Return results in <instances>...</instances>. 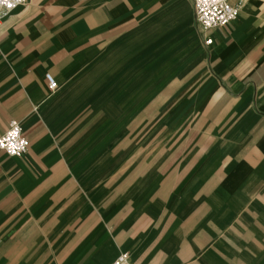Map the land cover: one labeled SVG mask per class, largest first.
Here are the masks:
<instances>
[{"label": "crops", "instance_id": "crops-1", "mask_svg": "<svg viewBox=\"0 0 264 264\" xmlns=\"http://www.w3.org/2000/svg\"><path fill=\"white\" fill-rule=\"evenodd\" d=\"M227 1L206 32L192 0L2 17L0 264H264V0Z\"/></svg>", "mask_w": 264, "mask_h": 264}, {"label": "built area", "instance_id": "built-area-1", "mask_svg": "<svg viewBox=\"0 0 264 264\" xmlns=\"http://www.w3.org/2000/svg\"><path fill=\"white\" fill-rule=\"evenodd\" d=\"M25 0H0V28L2 17ZM241 0H239L240 2ZM194 18L200 29L204 32L226 26L238 13V5H232L227 0H192ZM205 44L211 43V38L206 39ZM45 80L50 90L57 88L55 77L46 72ZM28 141L24 136L18 121L11 120L6 131L0 135V149L10 156H19L26 152ZM109 264H137L132 260L128 252H120Z\"/></svg>", "mask_w": 264, "mask_h": 264}, {"label": "rangeland", "instance_id": "rangeland-1", "mask_svg": "<svg viewBox=\"0 0 264 264\" xmlns=\"http://www.w3.org/2000/svg\"><path fill=\"white\" fill-rule=\"evenodd\" d=\"M160 142H161V145H162L163 143H165V142H166V140H161Z\"/></svg>", "mask_w": 264, "mask_h": 264}]
</instances>
